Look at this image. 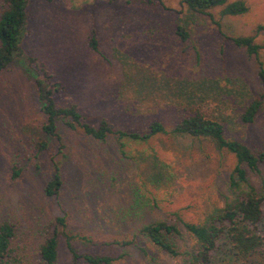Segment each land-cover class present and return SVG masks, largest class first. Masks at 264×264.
Listing matches in <instances>:
<instances>
[{
  "label": "rangeland",
  "instance_id": "obj_1",
  "mask_svg": "<svg viewBox=\"0 0 264 264\" xmlns=\"http://www.w3.org/2000/svg\"><path fill=\"white\" fill-rule=\"evenodd\" d=\"M178 1L28 0L22 48L62 84L54 102L74 104L89 125L104 119L132 132L152 121L169 127L187 112L179 87L199 86L190 106L219 117L227 138L264 150V86L254 59L224 39L210 18L184 11ZM244 1L248 10L240 15L220 18V7L210 10L222 32L245 35L264 25V0ZM177 22L187 26L185 41L174 33ZM90 29L98 53L87 45ZM254 40L264 42V27ZM19 62L0 69V221L13 227L8 264H37V247L56 215L65 217L68 231L89 238L73 241L78 251L122 254L113 264H182L181 256L170 257L139 236L124 246L108 242L129 239L137 227L171 211L202 220L230 196L225 182L232 155L206 140L159 135L127 143L122 156L113 137L95 140L60 120L58 137L44 134L33 80ZM259 94L263 103L254 120L239 122L244 103ZM260 169L264 176V164ZM55 171L57 193L47 195L44 184ZM177 244L184 250L191 240ZM56 264H71L62 242Z\"/></svg>",
  "mask_w": 264,
  "mask_h": 264
},
{
  "label": "trees",
  "instance_id": "obj_2",
  "mask_svg": "<svg viewBox=\"0 0 264 264\" xmlns=\"http://www.w3.org/2000/svg\"><path fill=\"white\" fill-rule=\"evenodd\" d=\"M50 1V0H48ZM0 10V69L11 62H23L24 70L31 76L40 111L44 116L41 130L44 134L58 137L57 121H62L69 129H77L85 135L99 141L111 136L117 144L120 155L124 156V146L129 142H144L154 136H179L196 140H206L217 150L225 151L233 157V166L227 175L225 187L230 193L220 207H215L205 217L197 222L186 220L177 211L165 214L161 219H153L136 228L133 235L126 240H113L111 245L124 246L133 244L135 238L142 237L153 247L170 257L181 256L182 264H264V176L260 166L264 164V150H251L237 139L227 138L223 132V124L219 117L204 111L197 106L189 105L188 100L199 99L202 89L181 90L179 105L187 109L175 123L169 127L159 121H152L142 132L124 131L115 128L104 119L95 125H89L74 104L57 105L52 96L62 91L60 82L53 80L43 63L35 57L25 55L22 39L27 31L26 7L28 0H3ZM182 9L191 14L206 15L215 25L217 31L238 48L246 56L252 57L256 65V76L264 86V42L259 43L254 37L264 27L256 25L252 33L245 35H227L221 31L220 21L213 19L210 10L220 7L219 16H236L245 13L248 6L244 0H179ZM174 33L180 41L189 38L185 22H177ZM88 47L98 53L96 33L90 29L87 34ZM100 53V52H99ZM25 60V61H23ZM20 63V62H19ZM208 87V83H200ZM263 95L250 97L238 120L241 123H251L263 103ZM45 144L41 142L39 149ZM17 170L13 174L16 175ZM256 177V182L250 180ZM60 183L58 172L44 184L47 195L57 193ZM53 229L46 235L37 247V264H56L57 248L60 242L69 253L71 264L82 259L87 264H113L122 254L109 255L78 251L74 240L88 242L84 235L71 233L66 229L65 217H53ZM187 236L191 244L187 249L180 250L177 240ZM13 237V227L6 221H0V264H8L9 244ZM212 252L221 256L212 258Z\"/></svg>",
  "mask_w": 264,
  "mask_h": 264
}]
</instances>
